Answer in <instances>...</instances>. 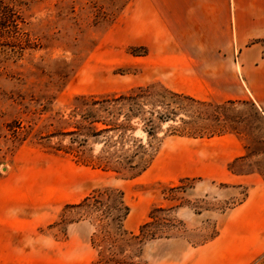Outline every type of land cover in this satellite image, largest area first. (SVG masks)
Instances as JSON below:
<instances>
[{
    "label": "rangeland",
    "instance_id": "obj_1",
    "mask_svg": "<svg viewBox=\"0 0 264 264\" xmlns=\"http://www.w3.org/2000/svg\"><path fill=\"white\" fill-rule=\"evenodd\" d=\"M200 6L209 13L187 20ZM153 84L263 108L264 0H0V264H116L92 247L86 221L61 223L65 205L107 187L129 207L126 233L168 210L172 227L153 239L145 228L130 264H264L261 131L191 135L179 120L165 124L136 177L55 150L49 135L76 96Z\"/></svg>",
    "mask_w": 264,
    "mask_h": 264
},
{
    "label": "trees",
    "instance_id": "obj_2",
    "mask_svg": "<svg viewBox=\"0 0 264 264\" xmlns=\"http://www.w3.org/2000/svg\"><path fill=\"white\" fill-rule=\"evenodd\" d=\"M71 107L68 118L58 119V125L63 124L64 128L49 135L57 139L55 150L70 156L77 165L127 177H136L146 170L161 128L177 120L181 123L179 131L191 135L238 133L239 125H243L245 133L257 129L264 136V107L250 100L205 104L154 84L118 95H79ZM193 110L199 115H192ZM181 112L186 119H180ZM137 129L146 137L145 144L134 136ZM96 146L99 149L95 153ZM167 211L153 208L149 215L152 221L141 225L138 235L126 233L122 223L129 207L120 191L107 187L93 191L76 204L65 205L61 223L86 221L93 229L90 241L98 255L105 261L130 264L139 257L140 245L146 242L145 228H155L148 236L153 239L158 230L172 227L170 220L162 217Z\"/></svg>",
    "mask_w": 264,
    "mask_h": 264
},
{
    "label": "crops",
    "instance_id": "obj_3",
    "mask_svg": "<svg viewBox=\"0 0 264 264\" xmlns=\"http://www.w3.org/2000/svg\"><path fill=\"white\" fill-rule=\"evenodd\" d=\"M188 4V3H187ZM185 11V10H184ZM186 13V19L189 21H191L193 23V20L195 18L198 17L199 14H206V13H209V10L208 9H205L204 7H195V8H192L191 11H188V9H186L185 11ZM210 16V15H208ZM194 26V25H193ZM195 27V26H194Z\"/></svg>",
    "mask_w": 264,
    "mask_h": 264
}]
</instances>
